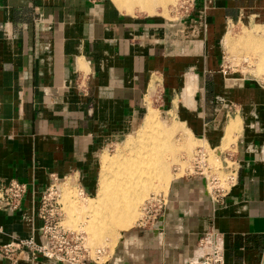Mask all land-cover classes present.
Listing matches in <instances>:
<instances>
[{
    "label": "crops",
    "instance_id": "crops-1",
    "mask_svg": "<svg viewBox=\"0 0 264 264\" xmlns=\"http://www.w3.org/2000/svg\"><path fill=\"white\" fill-rule=\"evenodd\" d=\"M189 13L170 20L130 15L113 0H0V182L28 185L17 209L0 203V246L40 240L37 206L52 174L94 190L100 154L132 134L147 96L159 93L195 147L235 158L236 178L217 205L199 178H175L155 225L124 232L106 262L84 264H183L212 230L226 264H264V84L222 60L232 25L264 28V0H197ZM256 35L245 36L264 43ZM0 264L48 261L0 254Z\"/></svg>",
    "mask_w": 264,
    "mask_h": 264
},
{
    "label": "rangeland",
    "instance_id": "rangeland-1",
    "mask_svg": "<svg viewBox=\"0 0 264 264\" xmlns=\"http://www.w3.org/2000/svg\"><path fill=\"white\" fill-rule=\"evenodd\" d=\"M196 3L197 0H174V2L170 3L165 9L161 7L155 8L153 14H149L146 12L144 13L136 12L135 15H140V16L163 15L170 20H178L182 16L189 15L190 14L189 12L193 10V7ZM244 28H248L250 31ZM229 30L231 31V36L233 37H235L237 34L239 35L242 34L247 36H249V34L250 35L257 34L256 36H261L264 34V28L262 27L257 28L256 26L245 23L238 25L234 24L230 27ZM256 42L259 41L256 40ZM250 50H251L250 47L244 48L243 45L241 44H236V46L233 47L231 46V44L226 46L224 45L223 42L222 45L223 63L228 66L227 69L229 71L233 70L235 72H239L242 75H246L250 78L253 79L256 78L264 84V76H262L261 78L255 77V75L257 76L258 74L260 62L256 60V57L254 55H251L252 52ZM263 74H264V68L262 69V73L260 75ZM162 105L163 102L161 101V94L155 93V94H149L147 96L146 108L141 116V119L139 120L137 127L133 130L132 134L129 137H125L120 143L109 146L103 153L100 154V156L103 154V160L104 161L106 160V163H103V167L104 164L107 166L110 163L111 167L114 168V170H117L118 168H122L126 161L127 164H129L130 162L134 163V161L136 162V160L140 158L138 152L142 151V149H139V146L142 145V142L144 141L143 139H140L139 141L140 135L142 133L141 126L144 121L143 119L144 114H146L148 108L150 107L149 111L151 109L157 115V121L160 122V126H162V128H166L167 130H170L171 139L174 141L176 145L175 151L173 152V154L172 153L170 154V160L168 161L167 164V169L171 181L170 185L173 182V180H175V178L176 179L195 178V176H198V173L200 171L198 158L194 156L193 159L194 151L198 147V146L195 147L197 144H195L193 140L188 138L184 128L182 127V125L179 123L178 120H175L172 116L166 114L163 111ZM128 141L131 142L129 143ZM206 150L208 151L210 157L209 162L211 163L212 166H214L216 170L215 171L212 168L211 174L215 175L216 177L217 175L218 177L219 176L223 177L222 175L223 172L227 171L229 173V171L233 167L232 160L229 157H225V155L222 154V152L219 158L218 152H214V151L212 152L208 148ZM213 150H218V149H213ZM122 162L124 163L123 165H121ZM120 165L122 167H120ZM220 166L222 167L221 171L219 169ZM103 167L100 170V166H98L99 170L97 172L95 189L90 192L85 191L86 192L85 194L79 195L76 189L72 188L73 187L72 185H68L69 184L68 180H66L65 183L62 181L60 182V184L59 183L58 184L62 191V197L60 200L61 206L63 208L62 219H61L62 225L67 229L74 231H83L84 233H86L88 237V245L93 249V251L97 249H104L107 255L103 257V260L104 259L108 260L109 254L113 251V249L117 245L119 238L122 237L121 235L124 232H127L135 227H138L137 222L143 216L142 207L146 200L141 201L139 203L137 209L138 211H137L136 223L133 224L128 230L121 231L120 232L121 235H116L115 239L111 240V238L109 237H104L100 243L94 242L90 238L89 232L87 230V225L88 222L90 221V216L88 215L89 210L86 209V207L89 206L91 202L97 199V195H98L97 184L99 181V177H101V172L103 170ZM213 172H215L217 175L214 174ZM218 177L214 178L215 182L220 181L219 179L220 177L219 178ZM169 188L170 186L168 187L167 190L161 191L158 194L167 196ZM93 257H95V255H93Z\"/></svg>",
    "mask_w": 264,
    "mask_h": 264
},
{
    "label": "built area",
    "instance_id": "built-area-1",
    "mask_svg": "<svg viewBox=\"0 0 264 264\" xmlns=\"http://www.w3.org/2000/svg\"><path fill=\"white\" fill-rule=\"evenodd\" d=\"M228 67V66H227ZM216 149L217 147H209ZM225 157L232 160L233 167L229 171L221 172L225 177L219 178L222 182H215V175H212V168L207 166L202 159L206 153L202 146H198L193 155L198 158L199 178L203 184L204 193L208 196L213 205L221 203L227 190L233 184L236 174V160L229 152L221 150ZM219 152V156L221 155ZM220 158V157H219ZM208 176L206 175V171ZM220 171L222 167L220 166ZM231 172V173H230ZM68 180L73 189L80 194H85V190L79 181L74 178H59L52 174L49 184L44 188L39 197L37 215L39 218L37 241L34 235L24 238H16L9 243L0 246V254L15 261L20 258H36L41 256L48 261V264L58 262L67 264H84L86 262L100 263L106 262L101 257L105 254L103 249L96 251V258H92L89 247L86 245L84 237L77 232L67 229L62 225V191L59 187L60 182ZM225 181V182H224ZM59 183V184H58ZM28 191L25 182L11 179L8 182H0V203L8 209L15 210ZM167 204V196L154 195L147 199L142 207L143 216L138 220L137 226L144 228L148 225H155ZM198 253L188 258L183 264H226L224 261V249L222 239L219 234L212 230L204 234L197 243Z\"/></svg>",
    "mask_w": 264,
    "mask_h": 264
},
{
    "label": "bare ground",
    "instance_id": "bare-ground-1",
    "mask_svg": "<svg viewBox=\"0 0 264 264\" xmlns=\"http://www.w3.org/2000/svg\"><path fill=\"white\" fill-rule=\"evenodd\" d=\"M113 1L121 11L130 15H135L136 12L153 14L155 8L161 7L165 9L170 3L174 2V0ZM230 44L233 47L236 46V44H241L244 48L250 47V51L252 52L251 55H254L256 60L260 62L257 75L262 77L260 74L264 68V45L252 41L242 34H237L233 37L231 36V31L227 38V46ZM141 132V135L139 134V141L140 139L144 141L142 145L139 146V149H142V151L138 152L140 158L137 159L136 162H130L129 164L126 163L127 161L125 164L122 162L121 165H124L123 167L120 165V167L123 169L118 168L117 170H114L110 163L107 166L104 164L101 172L97 199L86 207V209L89 210L88 215L90 216L87 230L90 238L94 242L100 243L104 237H109L111 240L115 239L116 235H121V231L128 230L136 223L139 203L148 198L150 199L153 195H157L161 191L167 190L170 186L171 181L167 164L170 160V154H173L176 146L171 139L170 130L160 126V122L157 121V115L150 109L144 117ZM204 152L206 154L202 156L203 161L207 166L215 170L214 166L209 162L210 157L208 151L204 149ZM103 161L102 159V162ZM103 163H106V160ZM206 175L208 176L207 171ZM225 176L226 175H223V177ZM75 232L84 237L85 243L89 247L91 257L96 258V251L98 249L93 251L88 245L86 233L83 231ZM104 253L105 254L101 257L102 260L103 257L107 255L105 250ZM93 255H95V257H93Z\"/></svg>",
    "mask_w": 264,
    "mask_h": 264
}]
</instances>
